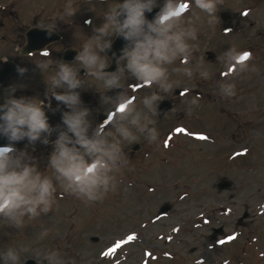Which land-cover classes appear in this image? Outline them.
<instances>
[{
    "label": "rangeland",
    "instance_id": "374dc122",
    "mask_svg": "<svg viewBox=\"0 0 264 264\" xmlns=\"http://www.w3.org/2000/svg\"><path fill=\"white\" fill-rule=\"evenodd\" d=\"M103 1L0 0V21L14 24L18 11L26 22L34 10L70 3L76 12L67 18L85 15L101 26L114 4ZM164 2L157 0L159 6ZM184 3L187 11L172 31L194 29L196 40H187L192 46L187 64L177 59L165 65L171 89L138 86L124 69L118 74L120 99L114 104L101 100L106 116L112 115L115 124L129 127L136 137L121 141L123 160L116 161L119 171L111 173L115 188L101 199L86 201L54 180L47 213L0 217V264L26 259L47 264H264V0H216L214 24L196 7L197 0ZM223 12L231 16L226 24L219 17ZM229 48L250 53L231 72L225 64ZM207 51L214 54L212 61ZM102 83L98 91H105ZM228 83L234 85L232 95L221 92ZM173 88L185 91L172 95ZM153 92L161 97L159 102L149 99L156 115L143 103ZM132 97L131 111L116 120V112L123 111L119 100ZM163 100L172 107L159 116L156 105ZM133 119L136 125L130 123ZM141 124L154 127L157 138L149 142L147 129L138 131ZM105 131L116 135L111 122ZM28 149L23 152L34 158L38 170L54 176L46 168L51 144L35 141ZM223 178L231 184L218 189ZM163 204L170 208L160 212ZM233 234L234 239L226 240ZM129 235L134 239L126 241ZM121 240L126 242L101 255ZM221 240L225 242L217 243Z\"/></svg>",
    "mask_w": 264,
    "mask_h": 264
},
{
    "label": "clouds",
    "instance_id": "9594fccd",
    "mask_svg": "<svg viewBox=\"0 0 264 264\" xmlns=\"http://www.w3.org/2000/svg\"><path fill=\"white\" fill-rule=\"evenodd\" d=\"M156 6L157 0H120L110 5L104 22L95 29L97 35L82 44L74 60L86 69L87 75L102 81L105 89L117 86L118 74L127 69L128 74L140 82L138 86L156 84L162 91H169L172 82H166L168 69L165 65H170L177 59L181 64H187L192 49L187 40L195 41L196 32L194 29L172 31L173 25L187 11L184 0H165L152 18L147 19L145 13L152 12ZM196 7L209 14L210 24L216 22V0H197ZM65 9V15L72 16L75 13L70 3ZM116 34L121 35L128 44L122 48V55L117 58L116 71L102 73L99 70L106 67L107 60L97 55L96 50L102 51L110 47V41L103 38ZM245 53L247 57L250 56L248 52L238 54L232 48L226 51L228 61L225 64L229 65L228 71L247 58ZM43 54L48 53L45 51ZM121 60L124 61L123 67L120 66ZM36 65L43 69L48 63ZM25 71L24 68H17L21 75ZM77 71L78 68L72 64L61 61L46 82L52 90L51 97L70 109L61 110V122L65 128L51 141L47 137L53 131V126L49 125L44 111L45 108L52 110L51 105L24 96L14 98V87L5 90L3 102L0 103V136L7 141L0 145V217H11L13 213L17 217H22L25 213L29 217L47 213L56 191L54 180L64 191L86 201L101 199L105 192L115 188V175L111 173L119 171L116 161L123 160L121 141H135L136 137L129 127L115 124L112 115L98 123L91 135L88 134L89 121L85 119L88 109L78 106V94L54 91L56 88L71 90L78 87L82 81L77 79ZM184 74L189 77L192 75L189 69H185ZM221 92L232 95L234 85L228 83ZM133 99L134 97L120 100L123 111L116 112V120L124 119L131 111L129 106ZM149 99L159 102L161 97L153 92L150 98L143 100L150 112L156 115V107L149 104ZM56 110H60L59 105ZM109 122L114 126L115 136L112 131H105ZM130 123L136 125L137 120L133 119ZM145 129L149 142L157 138L154 127L149 128L146 124L138 127V131ZM41 133L45 136L41 137ZM24 138H27L29 144H34L38 139L42 144H51L46 168H50L54 176L42 174L34 158L23 151H17L14 142ZM8 254L13 260H18L17 255L11 252Z\"/></svg>",
    "mask_w": 264,
    "mask_h": 264
},
{
    "label": "flooded vegetation",
    "instance_id": "af4514ba",
    "mask_svg": "<svg viewBox=\"0 0 264 264\" xmlns=\"http://www.w3.org/2000/svg\"><path fill=\"white\" fill-rule=\"evenodd\" d=\"M100 1L104 2L103 0ZM107 1H113L114 3L120 2V0ZM65 13L66 9L63 6H59L56 9H38L32 12L26 22H23V15L21 14V17V15H18V11H16L14 15L15 26L14 24L4 25L3 21H0V30H2L0 33V69L3 67V64H6L8 69L11 68V65L15 67L4 79L3 83H1L0 103L3 102L2 97L5 90L9 87H14L15 91L12 93L14 98L24 96L26 98L41 100L43 103L51 105L50 98L52 90L46 82L57 70V64L59 62L70 63L73 67L78 68L76 74L77 79L82 81L76 89L85 91L83 95L84 99H79L80 104L78 106L88 109V114L85 119L89 121L87 132L91 135L95 126L101 123L100 119L105 118L107 120L108 118L106 115L101 116L102 113L106 114V112L100 109L102 104L101 100L105 98V100L111 103L115 102L114 100L120 99L122 88L120 86H113L105 89V91H98L97 89L101 81L87 75L86 69L74 60L77 52L81 50L82 44L87 39L97 35L95 29L100 27L98 20H92V18L86 17L85 15L82 17L75 15L74 19L71 20L67 18L68 15H65ZM230 19L231 16L228 20L230 21ZM116 35L111 36L109 41L111 42ZM45 51L48 53L47 55L43 54ZM96 51L97 55L105 58L107 65H109L110 59L104 51ZM45 62L48 65L43 69L36 65ZM122 62L124 61H120L121 67H123L121 65ZM18 67L24 68L26 71L21 75L17 72ZM99 71L108 73L104 72V68ZM125 76L133 79L128 72L125 73ZM114 87L120 88V90L117 94L112 95L108 91ZM60 90L62 89H54V91ZM118 107L120 108V105ZM30 145L26 138L25 144L18 145L15 148L17 151H28Z\"/></svg>",
    "mask_w": 264,
    "mask_h": 264
},
{
    "label": "water",
    "instance_id": "95a60500",
    "mask_svg": "<svg viewBox=\"0 0 264 264\" xmlns=\"http://www.w3.org/2000/svg\"><path fill=\"white\" fill-rule=\"evenodd\" d=\"M158 9H159V7L156 6V7H154L152 9V12H150V13L146 12L145 13L146 18L147 19H151L152 16L154 15V13L156 11H158ZM220 16L222 17V19L224 21L228 18V14H225V13H221ZM127 44H128V41H126L121 35L117 34L115 39L110 43V47L104 48V52L108 56L111 57L112 61H115L118 57H120L122 55V51L121 50ZM206 55L210 59L213 57V54L211 52H206ZM7 68H8V66L4 65L0 69V82L2 80H4L5 76L7 75L6 74V69ZM114 68H115V64L113 63L112 65H110L106 69V71H112V70H114ZM118 90H119V88L111 90V92H112L111 94L112 95L117 94ZM65 91H71V92L77 93L78 97H80V99L82 98V95H83L82 91L77 90V89H71V90H65ZM182 92H183V89H175V91H174V93H176V94H181ZM51 103L53 104V107H51L52 110H50L49 108H45L44 109L45 115L48 117L49 125L53 126V131L47 137L49 141L54 140L56 138V136L58 135L59 131L64 130V128H65V126L61 122V110L62 111H69V109L62 102L55 101L52 97H51ZM58 105H59V109L60 110H56ZM157 107H158V113H159V115H161L164 110H166V109H168L170 107V103L168 101L163 100V101H161L160 103L157 104ZM68 135L71 136L72 134L68 133ZM44 136H45V134L41 133V137H44ZM24 141H25V138H24V140H21L20 142H24ZM6 143H7V141L2 136H0V145L6 144ZM15 143L16 142H14V145H15ZM133 147L135 149L138 146L134 145ZM229 184H230L229 181H227L226 179H221L218 182V186L220 188H226V187L229 186ZM169 208H170L169 205L163 204L160 207V212H163V211H165V210H167ZM90 239L91 240H96V238H94V237H91ZM23 264H37V263H35L34 260H32V259H26Z\"/></svg>",
    "mask_w": 264,
    "mask_h": 264
},
{
    "label": "snow or ice",
    "instance_id": "6c2138e0",
    "mask_svg": "<svg viewBox=\"0 0 264 264\" xmlns=\"http://www.w3.org/2000/svg\"><path fill=\"white\" fill-rule=\"evenodd\" d=\"M245 14H246V13H245ZM246 57H247V53H245V58H246ZM229 71H232V69H229ZM182 94H183V93H182ZM175 131H177V132H182V131H184V129H183V128H177V129H175ZM198 138H199V139H206V137H204V136H199ZM165 145L167 146V141L165 142ZM205 222H207V221H205ZM173 231H176V229H173ZM234 237H235V234L230 235V236L226 237V240L230 241V240L234 239ZM132 239H134V236L129 235V236H127V238H126V241H131ZM126 241H125V240L118 241L116 244L113 245V247L108 248L106 252L101 253V255L103 256V255H107V254L112 253V252L114 251L115 248H118V247L120 246V244H123V243H125ZM224 242H225V240H221V241H218L217 243H224ZM145 254H146V255H149L148 253H145Z\"/></svg>",
    "mask_w": 264,
    "mask_h": 264
}]
</instances>
